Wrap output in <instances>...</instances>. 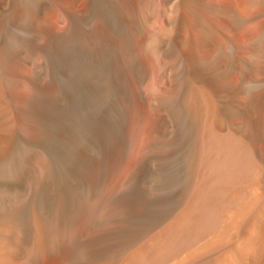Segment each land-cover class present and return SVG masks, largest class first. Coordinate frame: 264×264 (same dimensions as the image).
Wrapping results in <instances>:
<instances>
[{
	"label": "bare ground",
	"instance_id": "obj_1",
	"mask_svg": "<svg viewBox=\"0 0 264 264\" xmlns=\"http://www.w3.org/2000/svg\"><path fill=\"white\" fill-rule=\"evenodd\" d=\"M0 264H264V0H0Z\"/></svg>",
	"mask_w": 264,
	"mask_h": 264
}]
</instances>
